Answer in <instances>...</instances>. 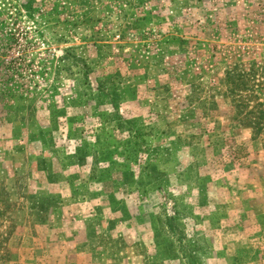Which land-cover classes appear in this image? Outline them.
Listing matches in <instances>:
<instances>
[{
	"label": "rangeland",
	"instance_id": "1",
	"mask_svg": "<svg viewBox=\"0 0 264 264\" xmlns=\"http://www.w3.org/2000/svg\"><path fill=\"white\" fill-rule=\"evenodd\" d=\"M0 264H264V0H0Z\"/></svg>",
	"mask_w": 264,
	"mask_h": 264
}]
</instances>
